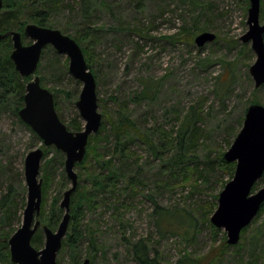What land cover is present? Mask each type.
<instances>
[{
    "label": "rangeland",
    "instance_id": "rangeland-1",
    "mask_svg": "<svg viewBox=\"0 0 264 264\" xmlns=\"http://www.w3.org/2000/svg\"><path fill=\"white\" fill-rule=\"evenodd\" d=\"M73 6L75 12L65 9L55 15L53 29L75 35L83 18L78 2ZM93 8L90 24L94 40L89 46V60L97 75L99 112L107 128L103 134L109 133L111 123L125 108L142 133H155L156 144L166 142L155 132L159 129L172 133L174 141L172 148L156 157L137 137L129 138L133 156L124 165L119 158L115 160V168L123 174L117 189L94 190L98 206L86 211L83 222L85 231L90 228L94 236L86 234L82 240L79 264L86 259L90 264H138L129 243L142 240L151 257L161 264H179L184 256L197 264H264V212L248 226L239 246L228 244L226 254L217 260L213 259L220 255L227 232L218 229L215 233L210 226L219 195L234 176L226 170L224 155L241 131L251 101L257 98L264 106V85L256 88L249 71L256 54L251 43L241 40L249 31L250 1L93 0ZM263 11L262 1L261 25ZM193 21L199 29L214 33L216 40L203 48L195 41L173 42L171 37L183 27L190 28ZM136 28L144 36L133 31ZM40 64L35 76L45 78L44 88L63 91L57 94V102L60 119L67 126L80 116L76 102L83 84L70 74L69 59L64 54L47 51ZM3 92L0 88V201L11 194L10 200L20 204L11 226L1 227L13 231L10 238L22 226L25 207L21 204L23 200L27 203L26 157L44 145L16 113L14 95L1 102ZM144 92L146 97H142ZM80 121L84 128L81 116ZM46 148H51L48 159H55L47 205L50 210L54 197L61 194L60 201L63 199L66 157L59 151L62 165L57 149ZM100 150L106 159L111 158L114 140L102 142ZM99 168L95 166L92 171L102 172ZM76 172L82 176L81 184L91 189L92 181L85 170L76 168ZM67 184L70 188L68 178ZM263 187L264 176L252 193ZM158 207L179 212L160 218L159 224L166 231L163 235L155 214ZM2 217L0 208V220ZM259 230L260 241L251 252L250 238ZM90 238H94L96 250H91ZM44 245L45 236L39 250ZM58 264H75L70 250L59 253Z\"/></svg>",
    "mask_w": 264,
    "mask_h": 264
},
{
    "label": "water",
    "instance_id": "water-1",
    "mask_svg": "<svg viewBox=\"0 0 264 264\" xmlns=\"http://www.w3.org/2000/svg\"><path fill=\"white\" fill-rule=\"evenodd\" d=\"M247 24L249 31L241 38L251 43L256 61L250 67L255 87L264 85V24L260 23L261 3L264 0H249ZM4 0H0V13ZM10 36L13 51L10 55L16 72L23 78L34 76L26 85L24 107L19 111L21 120L28 125L43 142L44 147H54L62 152L65 172L71 187L64 193L60 208L63 218L56 230L42 225L39 220L43 201V179L41 166L44 150L31 151L25 160V182L27 203L23 212L22 226L10 237V260L13 264H58V256L63 247L71 222V201L77 191L79 178L77 164L83 162L89 139L102 126L103 114L99 112V97L95 74L89 69L81 46L72 37L60 30L28 24L23 33L12 31L0 34V42ZM23 36L32 43L25 45ZM212 32H202L195 38V44L203 48L216 40ZM52 47L57 53L69 59V72L83 84L76 107L85 125L82 131L72 132L64 124L55 108L54 94L44 88L41 78L35 76L45 48ZM228 163H236L233 179L227 183L219 195L218 207L211 217L217 229H225L227 243L235 246L240 242L242 231L257 217L264 204V187L252 193L255 184L264 176V106L252 104L248 107L243 127L231 148L225 153ZM45 236V245L37 250L32 240L39 230ZM90 259L82 264H90Z\"/></svg>",
    "mask_w": 264,
    "mask_h": 264
},
{
    "label": "trees",
    "instance_id": "trees-1",
    "mask_svg": "<svg viewBox=\"0 0 264 264\" xmlns=\"http://www.w3.org/2000/svg\"><path fill=\"white\" fill-rule=\"evenodd\" d=\"M72 3V5L70 4ZM73 2H78V8L82 14L83 24L81 28L76 29L75 35L70 36L68 31H65L63 34L72 37L76 42L81 46L83 53L85 55V59L88 63L89 69L92 71V65L90 63L89 57H91L89 46L94 40L93 28L90 24L91 16L94 12L93 8V0H4L3 10L0 13V34H7L12 31H17L23 33L26 26L28 24H37L42 27L52 28L54 24L52 23L55 15L61 13L62 10H69L70 12H75V8L73 6ZM264 14V11H263ZM192 28L194 30H192ZM137 34L140 36H144L142 31L139 28L133 29ZM197 32L202 33L206 32L205 30L199 29L196 26L195 21H193V25L190 28H181L179 32L174 34L171 39L173 42L178 41H189L194 42L196 38ZM28 42V45L31 44L29 40L26 41V38L23 36V43ZM13 51V44L11 37L8 36L0 42V88L3 89V94L5 96H1V102H6V97L13 96L16 98V102L18 104L16 108V113L19 115V111L24 107V97L26 94V85L31 81V77L23 78L21 77L15 70L14 63L10 59V55ZM53 52L55 54V50L53 48L47 47L44 49L42 53L43 55L47 52ZM67 63V61H66ZM65 63V68H67ZM227 65L231 66L232 63H227ZM41 68V64H39L38 69ZM231 68V67H230ZM232 69V68H231ZM95 74V72L93 71ZM96 80L97 75L95 74ZM42 86L44 87L45 78H41ZM54 94L55 99V108L59 115V107L57 102V94L63 93L60 90H51ZM98 94V93H97ZM146 92L143 93L142 97H146ZM252 104H261V102L255 98L251 101ZM60 117V116H59ZM62 121V120H61ZM106 124L103 122L100 131L91 136L89 139V143L87 146V152L85 158L82 163L77 164L76 168H82L89 176L90 180L92 181L93 187L91 189L88 188V185H82L80 182V175L79 178V185L77 191L72 196L71 201V222L68 230V234L63 241V247L61 251H71L72 260L75 264H79L78 261V254L81 252L79 251V247L82 243V240L86 237V234L92 235V230L87 227L86 229L83 228V222L86 217L87 210H96L98 204L96 203V194L94 190L97 192L100 191H115L119 185V179L123 174L120 173L118 169L115 168V160L120 159L122 164H126L127 161L133 156V152H131L128 140L132 136L134 138H138L141 142L147 146V148L151 151L153 155L156 157H160L162 151L166 149H170L173 146V135L172 133H167L163 129H159L157 135L159 138L163 136L166 140L164 144H156L153 140V134L151 132L145 131L142 133L137 127L136 121L132 118L129 112L124 108L118 113L117 119L111 123V128L109 133L103 134L107 132ZM188 125V124H187ZM186 124L183 126V130L187 126ZM68 129L72 132H78L83 130V124L80 121V116L77 115L76 119H73L67 125ZM187 131V130H186ZM181 133V132H180ZM35 135V134H34ZM180 137V136H179ZM112 138L114 140V154L111 158L106 159L104 154L100 150V145L102 142H109V139ZM162 139V138H161ZM169 139H171L169 141ZM177 139H175L176 141ZM179 145H182V140L179 141ZM165 146L167 148H165ZM51 148H46L43 146L44 150V158L43 161V168H42V176L43 179V201H42V210L39 220L42 222V225H47L52 230H56L63 218V211L60 208V196L54 197L51 203V209L48 210L47 205L49 201V191L53 184V168L55 163V159H48V153ZM165 149V150H164ZM59 157H61L60 163L64 165L63 155L56 150ZM163 153V152H162ZM57 159V158H56ZM58 162V160H56ZM223 163L226 166V170L230 175L235 174L236 164L235 163H228L223 159ZM95 166L100 167L102 172H93ZM107 171V173H105ZM234 177V176H233ZM233 177L231 179H233ZM191 178V176H187L186 180ZM63 182V189L66 192L69 188H67V178L65 174H63L62 178ZM135 190V189H133ZM64 192V193H65ZM11 194H7L4 198L0 201V208L3 210V217L0 220V264H13L10 260V251H9V235L12 234V230L4 231L1 229L2 226H11L12 217L18 215L20 204L18 202H14L10 200ZM64 196V195H63ZM11 204V205H9ZM9 205V206H7ZM26 207L25 200H23L21 207ZM158 210L155 214H158L159 219L158 226L160 228V232L162 235L166 233L163 228L159 224L160 218L164 214H168L172 212L175 214L178 212L177 209L173 211L165 210L164 208H157ZM214 206L210 208V214L212 213ZM264 212V204L262 205L258 216H260ZM179 215V214H178ZM211 228L215 233L218 232V229L214 227L210 223ZM248 230V227L245 228L241 236L244 235ZM15 232V231H14ZM94 232V231H93ZM261 231L259 230L255 235L251 236V252H255L256 247L259 243L258 235H260ZM242 238V237H241ZM44 236L43 231L40 229L35 237L32 240V245L39 250L40 247L43 245ZM133 252V258L138 264H161L159 260L154 257H151L149 248L147 244L142 240L136 243H129ZM237 246V245H236ZM239 246V245H238ZM237 246V247H238ZM90 248L91 250H96L97 246L94 241V238H90ZM230 246L228 245L227 241L224 240L223 248L221 253L218 257L214 258L213 260H217V258L223 257ZM60 251V253H61ZM254 253H251L253 256ZM212 260V259H211ZM212 260V261H213ZM211 261V263H212ZM196 261L193 259L184 256L179 264H195ZM197 264V263H196Z\"/></svg>",
    "mask_w": 264,
    "mask_h": 264
}]
</instances>
